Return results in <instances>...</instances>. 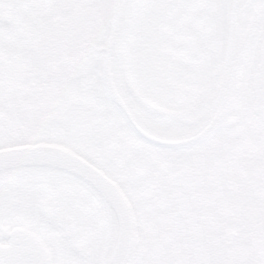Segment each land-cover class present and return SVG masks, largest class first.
<instances>
[{
    "label": "flooded vegetation",
    "instance_id": "1",
    "mask_svg": "<svg viewBox=\"0 0 264 264\" xmlns=\"http://www.w3.org/2000/svg\"><path fill=\"white\" fill-rule=\"evenodd\" d=\"M117 1L10 0L9 19L0 20V85L5 90L0 103V141L4 146L62 145L117 181L133 205L137 194L153 201L159 198L161 214H141L149 216L142 223L146 226L143 234L155 231L158 221L154 224L152 213L173 218L161 202L167 177L186 167L219 169L228 180L232 201L227 228L215 237L191 241L172 225L188 245L178 249L176 264H264L257 230L264 222V120L254 110L252 88L264 7L248 35L254 11L263 0L253 9L254 0H241L235 75L222 117L202 138L171 146L141 136L107 92L104 38L110 18L112 30ZM162 1L160 9L151 4L145 12L136 13L134 0L129 12L134 16L129 27H124L114 58V74L146 130L168 139L188 138L208 126L218 107L231 26L225 59L222 50L228 31L221 25L225 14L217 0H200L204 13L200 19L198 10L192 14L197 15L193 25L181 20L175 0ZM138 94L179 116L146 106ZM165 117L172 122L170 127ZM137 169L146 173L143 184L135 185L129 178ZM72 182L87 190L81 182L56 171L0 176V264H89V258L100 251L96 245L101 239L89 234L90 225L72 209L68 196L64 197L62 189ZM146 187L153 190L150 196L144 195ZM41 200L54 204L75 223L89 255L74 249L64 228L45 220ZM135 213L138 219L136 209ZM232 234L239 235L240 246L231 241ZM171 245L167 246L170 251ZM99 258H95L97 264ZM158 264H166L162 256Z\"/></svg>",
    "mask_w": 264,
    "mask_h": 264
},
{
    "label": "water",
    "instance_id": "2",
    "mask_svg": "<svg viewBox=\"0 0 264 264\" xmlns=\"http://www.w3.org/2000/svg\"><path fill=\"white\" fill-rule=\"evenodd\" d=\"M133 1L118 0L116 7L103 67L109 96L124 112L134 129L152 142L171 146L202 138L220 120L229 100L238 52L241 0H234L225 81L216 112L201 133L180 139L159 137L146 130L136 119L116 82L114 58ZM263 7L264 0L255 9L248 35L256 27ZM9 13L10 0H0V20L6 22ZM252 87L255 95L254 110L264 120V38ZM138 97L142 103L158 112L179 116L178 113L165 109L140 94ZM8 123L11 127V119H8ZM102 134L100 131L99 135ZM21 170L56 171L72 176L90 187L103 201L107 215L106 244L99 264H132L139 241L138 224L133 205L118 182L84 157L62 145L38 142L4 147L0 141V176ZM129 178L135 185L143 184L146 181V173L142 169H137ZM161 202L172 212L175 228L181 231L186 239L192 241L206 240L224 232L227 228V214L232 208L229 183L219 169L196 170L186 167L170 175L164 182ZM39 206L48 223L67 231L68 239L78 253L83 256L90 254V250L83 246L81 236L76 233V225L72 220L66 219L59 209L47 200H41ZM257 230L261 237L260 246L264 251V222L258 224ZM231 241L240 246L239 235L232 234Z\"/></svg>",
    "mask_w": 264,
    "mask_h": 264
},
{
    "label": "rangeland",
    "instance_id": "3",
    "mask_svg": "<svg viewBox=\"0 0 264 264\" xmlns=\"http://www.w3.org/2000/svg\"><path fill=\"white\" fill-rule=\"evenodd\" d=\"M176 1V9L181 12L182 17L181 20L184 23H191L192 25L194 24L195 20L197 19V15H192L196 10L199 12V19L201 18V14L204 13L201 6V1L200 0H175ZM217 6H220L223 8V15L225 14V18L221 19L222 20V27L223 30L225 29L228 31V36H227V41L224 46V52L225 59H226V54H227V48H228V40H229V30L231 26V18H232V9H233V1L234 0H217ZM260 0H254L251 8L253 9L259 4ZM207 3V2H206ZM135 10L136 13L140 11L145 12L146 7L149 5H159V9L161 8V4H163L162 0H136L135 3ZM227 5L229 6V10L226 9ZM200 8V10H199ZM220 8V7H219ZM113 13H115V8ZM140 13V12H139ZM134 14H132L133 18ZM227 16V18H226ZM114 17V14H113ZM131 15L128 16V19L126 21L127 27H129V21L132 19ZM229 19V20H228ZM264 19V16H263ZM111 18L107 22L106 25V32H105V38H104V46H107L108 41H109V35L111 32V29L109 30L111 26ZM228 21L227 25L226 22ZM199 21V20H198ZM197 21V22H198ZM182 22V23H183ZM113 24V22H112ZM264 22L262 20L261 26H263ZM142 25H145V22L142 21ZM132 26V24H131ZM128 36L130 35L129 29H127ZM259 36H262L261 39L263 38V31L261 29V32H259ZM252 51V50H251ZM253 52H250L249 55H252ZM256 55H259V44L257 45V50H256ZM250 59V58H249ZM259 59V58H258ZM250 62V60H249ZM226 65V63H225ZM223 64V69L226 68ZM5 90L3 87L0 85V103L4 101L5 97ZM167 120V121H166ZM172 124L171 121H168V118L165 117V125L170 127ZM168 130V129H167ZM168 132H171L170 129ZM38 172H25L23 175H34L37 174ZM40 174V173H38ZM41 176V175H40ZM45 176L42 177H37V178H27L31 179V181L27 182V185L33 184L32 181L44 178ZM64 197L65 195L68 196V200L70 201L71 205L73 206L72 209L76 210L77 213H80L79 216L80 218L87 223L88 225L92 226V229L90 231V226H89V234L92 236H99L101 239L100 245H96V249L100 248V251L95 254V256L89 258V264H97L95 261V258H98L97 260L100 261L101 259V254H102V248L104 247L106 243V237H107V215H106V208L103 204V201L98 197V195L89 187H87V190L82 188V186L77 185L76 183L72 182L70 185L64 186V189H62ZM153 193V190L151 187H146L145 191V196H150ZM137 199L136 201L138 202L139 200L143 205L149 204L146 202L142 196L136 195L134 197ZM140 198V199H139ZM151 200V199H150ZM139 201V202H140ZM152 219L155 218L154 224L156 221H158L155 224V231H151V233H147V230L145 231V238L147 244V249L146 251L142 254V257L136 258L135 262L133 264H158V259L161 257V250L165 249L169 244L171 245V248L173 250H178L180 248L187 249L188 245L182 240V235L178 231L172 230L170 227H172L171 224V218L167 217L166 214L162 216H157L155 213L151 214ZM147 215H143L142 218H149L146 217ZM165 216V217H164ZM159 217V218H158ZM157 219V220H156ZM100 223L99 225H97ZM170 224V225H169ZM146 226L144 227L142 223H140L139 230H144ZM103 241V242H102ZM103 245V247H102ZM182 250V249H181ZM139 251V249H138ZM139 253V252H138ZM99 263V262H98Z\"/></svg>",
    "mask_w": 264,
    "mask_h": 264
},
{
    "label": "trees",
    "instance_id": "4",
    "mask_svg": "<svg viewBox=\"0 0 264 264\" xmlns=\"http://www.w3.org/2000/svg\"><path fill=\"white\" fill-rule=\"evenodd\" d=\"M144 200L146 202H148L149 204L143 205L144 203L142 204L141 201L140 202L136 201L134 203V207L137 210L139 223H144L145 222L144 221L145 219L142 218L143 215H141V214H145V213L151 212V211H156L157 213L161 214L160 211L164 210L162 208V206L160 205L159 198H157L154 201H153V199H151V200L150 199H144ZM168 217H170V216H168ZM147 223L149 224L150 222L147 220ZM144 238H145V235L141 231V237H140L141 242H140L139 254H138L137 258H139V256L141 258L142 254L147 249V246H146L147 242H146V240H144ZM160 256H162V259L166 262V264H176V260L178 259L177 253H175L174 251H170L168 249V247H166L165 249L161 250V255Z\"/></svg>",
    "mask_w": 264,
    "mask_h": 264
}]
</instances>
